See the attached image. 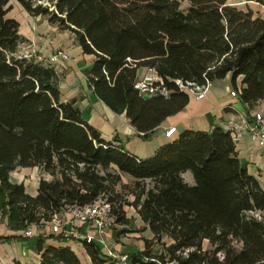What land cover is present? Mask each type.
<instances>
[{
	"label": "trees",
	"instance_id": "16d2710c",
	"mask_svg": "<svg viewBox=\"0 0 264 264\" xmlns=\"http://www.w3.org/2000/svg\"><path fill=\"white\" fill-rule=\"evenodd\" d=\"M17 1L31 17L76 35L95 57L87 77L96 96L145 135L188 104L176 80L202 85L231 75L237 89L241 77L243 103L264 99V19L227 0ZM10 11V0H0V213L12 231L101 197L116 223H128L112 196L126 174L134 180L123 185L134 196L129 205L153 235L131 264H264V184L240 160L230 130H186L152 157H136L105 140L74 102H62L54 67L15 57L27 40ZM140 68L163 78L168 99L139 95ZM36 167L53 180L41 179L32 197L10 175ZM50 238L59 243L39 241L40 264H81L64 239ZM86 249L91 264H115L96 243Z\"/></svg>",
	"mask_w": 264,
	"mask_h": 264
},
{
	"label": "crops",
	"instance_id": "0c3cea01",
	"mask_svg": "<svg viewBox=\"0 0 264 264\" xmlns=\"http://www.w3.org/2000/svg\"><path fill=\"white\" fill-rule=\"evenodd\" d=\"M227 2L244 11L252 10L256 16L264 19V0H227ZM10 7L8 18L20 23V35L29 42H35L44 56L49 57L58 49L69 55V60H60L51 64L59 75L58 85L62 102H74L82 118L96 128L105 140L122 144L140 159L152 157L163 145L186 130L209 132L216 126L229 130V122H237L240 116L255 112L264 114V99L252 107L243 103L239 94L242 78H238L235 89L229 75L220 81L223 83L222 88L217 87L219 81H216L204 99L197 100L189 95V102L182 111L168 117L152 133L148 135L140 133L131 125L125 113L113 112L90 87L87 72L92 68L95 57L84 54L75 34L51 24L45 17H31L17 0H10ZM148 72V68H140L137 80H142ZM233 90L238 93L237 97L231 96ZM172 127H176L177 130L172 138H167L166 131ZM236 145L239 158L249 173L258 177L264 184V151L247 135L239 138ZM41 179L51 181L53 177L42 172L38 167L20 168L11 174V181L24 184L32 197L38 195ZM129 179L134 181L133 178ZM187 182L191 185L190 181ZM137 216L145 231L151 233L146 229L138 213ZM0 238V264H40L37 249L39 241L44 240L46 246L59 243L56 238L45 237V232L37 230L34 237L26 238L23 231H12L7 219L4 220L2 217H0ZM64 243L70 245L79 257L85 255L91 264L86 246L68 241ZM99 243L101 244V242L96 244Z\"/></svg>",
	"mask_w": 264,
	"mask_h": 264
},
{
	"label": "built area",
	"instance_id": "2783aa9c",
	"mask_svg": "<svg viewBox=\"0 0 264 264\" xmlns=\"http://www.w3.org/2000/svg\"><path fill=\"white\" fill-rule=\"evenodd\" d=\"M15 57L30 62L51 65L60 60H69V55L58 49L49 57L44 56L35 42H24L19 45ZM180 91L194 96L197 100H202L207 96L208 91L213 86L210 80L202 85L195 83H184L181 80L175 81ZM135 88L139 95L162 97L168 99L172 91L167 87L165 81L154 69H149L148 74L138 80ZM232 97H237L238 93L231 91ZM177 128L172 127L166 131V137L172 138ZM229 130L237 141L243 135H247L250 140L264 151V114L255 112L251 115L240 116L237 122H229ZM116 224V217L112 214V206L104 197L99 198L94 203L85 206H73L68 208L63 214L54 215L49 223L32 225L23 231L26 238L36 235V230L45 232V225H49L51 235L61 237L65 241L86 246L89 244L102 242L105 234ZM112 255V253H110ZM111 257V256H110ZM115 264H128L127 257H112Z\"/></svg>",
	"mask_w": 264,
	"mask_h": 264
},
{
	"label": "rangeland",
	"instance_id": "374dc122",
	"mask_svg": "<svg viewBox=\"0 0 264 264\" xmlns=\"http://www.w3.org/2000/svg\"><path fill=\"white\" fill-rule=\"evenodd\" d=\"M186 6L187 4H184L183 8H185ZM45 18L48 20L47 17ZM222 86L223 83L219 81L217 83V87L222 88ZM19 169L20 168H18L14 172L18 171ZM184 177L186 181H190L191 185H194V178L191 173L185 174ZM129 178L132 177L126 174L122 175V181L120 184L115 186V192L112 195L116 200L115 203L117 206L122 204L125 212V218L128 220V223H116L115 226L105 234L101 244L99 243L97 245L103 250L104 253L111 256V259L114 256L118 258L125 256L128 258V264H131L132 255L140 254L146 247V241L152 240L153 237L149 231H145L143 224L137 216L136 209L129 205V203H132L134 201V196L123 187V185L133 184V181H131ZM45 226V237H49L51 235L49 225ZM204 248H209L208 241L204 242ZM160 249L161 247L159 245L153 244L151 251H153L154 253H158ZM110 253H112V255H110ZM79 258L81 260V264H90L89 259L85 255H80Z\"/></svg>",
	"mask_w": 264,
	"mask_h": 264
},
{
	"label": "water",
	"instance_id": "95a60500",
	"mask_svg": "<svg viewBox=\"0 0 264 264\" xmlns=\"http://www.w3.org/2000/svg\"><path fill=\"white\" fill-rule=\"evenodd\" d=\"M145 100H148V99H150V97L149 96H144L143 97Z\"/></svg>",
	"mask_w": 264,
	"mask_h": 264
}]
</instances>
